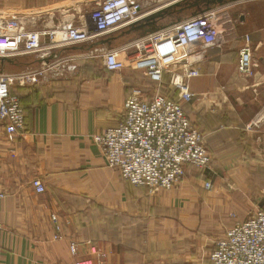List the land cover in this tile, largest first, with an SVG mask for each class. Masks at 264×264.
Wrapping results in <instances>:
<instances>
[{"label":"crops","instance_id":"crops-1","mask_svg":"<svg viewBox=\"0 0 264 264\" xmlns=\"http://www.w3.org/2000/svg\"><path fill=\"white\" fill-rule=\"evenodd\" d=\"M97 1L0 0V12L34 17L29 28L39 30L89 18V6ZM155 3L105 43L120 47L179 20L175 12L171 19L153 20L164 9L174 10ZM213 7L221 46L205 49L200 74L189 80L194 97L183 102L192 125L205 136L209 167L188 165L175 187L150 191L109 166L96 136L125 119V100L145 82V72L129 61L119 72L94 62L73 76L22 86L27 87L25 131L8 141L0 120V186L7 193L0 197V264H210L216 242L229 228L264 211V121L247 127L264 110V0ZM246 35L255 61L250 75L238 70ZM32 61L33 56L0 58V68L16 72ZM36 178L45 192H36ZM53 214L62 226L57 240ZM71 240L79 244L76 255Z\"/></svg>","mask_w":264,"mask_h":264},{"label":"built area","instance_id":"built-area-1","mask_svg":"<svg viewBox=\"0 0 264 264\" xmlns=\"http://www.w3.org/2000/svg\"><path fill=\"white\" fill-rule=\"evenodd\" d=\"M151 1L99 0L89 18L61 21L39 30L29 28L34 17L0 12V58L34 56L36 63L16 72L0 68V120L5 123L7 140L13 141L26 128L21 100L12 91L13 86H35L73 76L80 71L81 59L101 60L111 72L122 71L129 61V66L145 70L156 85L151 94L144 87L133 88L124 103L125 119L96 136L109 166L118 170L124 180L150 191L175 187L185 177L188 165L207 169L212 156L205 136L192 125L183 102L194 97L189 80L200 74L197 65L203 61L205 49L221 46L219 13L216 9L204 11L110 48L104 38L139 22ZM245 41L239 51L238 70L250 75L255 61L249 36ZM82 46L86 47L71 51L72 47ZM124 54L128 58H123ZM166 76L177 97L164 92ZM263 121L264 110L247 127H260ZM32 184L36 192H45L40 178ZM211 186L206 183L207 188ZM6 195L0 186V197ZM51 219L54 239H60L63 235L58 216L53 214ZM78 247V242L71 240L73 255L78 253ZM92 251L98 252L94 246ZM210 259V264H264V211L258 209L229 228L216 242Z\"/></svg>","mask_w":264,"mask_h":264},{"label":"rangeland","instance_id":"rangeland-1","mask_svg":"<svg viewBox=\"0 0 264 264\" xmlns=\"http://www.w3.org/2000/svg\"><path fill=\"white\" fill-rule=\"evenodd\" d=\"M189 1L191 3L194 0H156V3L155 4H156L157 8L158 7H161V6H167L166 8H169V7L173 8L174 10H176L177 15L182 20H184V19H187V18L191 17L192 16V13H194L197 10V7L190 6L189 5L190 3L185 4V3L189 2ZM96 3H94L93 5H90L89 6V9L90 10L94 9L97 6ZM156 6H154V7H156ZM32 62L33 63L31 65H36V63H35V57L34 56H33V61ZM94 64L102 65V62H101V60H96ZM130 67H132V66H130ZM132 68H134V67H132ZM134 69H136V68H134ZM136 70H138V69H136ZM141 71H144L145 74H146V75H144L145 76L144 77L145 78L144 85H139V86H135V87H146L147 90L148 89H151V92H152L154 90V87H155L156 84L151 83L150 76L148 75V73L145 70H141ZM167 83H168V81L166 82V84ZM135 87H133V88H135Z\"/></svg>","mask_w":264,"mask_h":264},{"label":"trees","instance_id":"trees-1","mask_svg":"<svg viewBox=\"0 0 264 264\" xmlns=\"http://www.w3.org/2000/svg\"><path fill=\"white\" fill-rule=\"evenodd\" d=\"M174 12L176 13V10H173L170 13L167 12V13L164 14V16L162 18L163 19H171V16L174 14ZM177 19H180V17L177 16ZM95 61L96 60H92V59H81V60H79V64L83 68V67H86L87 64L94 63ZM166 82L167 81L165 80L164 83H163V90H164V92L165 93H168L169 95H171L172 93L174 94L173 90L170 89V87H169V81H168L167 84H166ZM151 83L155 84V82L152 79H151ZM15 86H13L15 88V90H13V91L20 97L21 105H22L23 110H24V113H25V120L27 122V119H28L27 106L28 105H26V103H25V98H27V97H25V93H24L25 91L23 89V88H27V87H22V86H19V85H15ZM33 95H35V93L31 91L30 97L33 96Z\"/></svg>","mask_w":264,"mask_h":264},{"label":"water","instance_id":"water-1","mask_svg":"<svg viewBox=\"0 0 264 264\" xmlns=\"http://www.w3.org/2000/svg\"><path fill=\"white\" fill-rule=\"evenodd\" d=\"M236 1H240V0H194L193 2H191L189 5L190 6H195L197 7V10L192 13V16L198 15L201 12L204 11H208L213 9V5L215 4H224V3H228V2H236ZM188 4V3H185ZM168 9H164L161 12L155 14L154 16H152L151 18L153 20H155L156 18L159 17H163L165 13H167ZM181 19H179L178 21H180Z\"/></svg>","mask_w":264,"mask_h":264}]
</instances>
